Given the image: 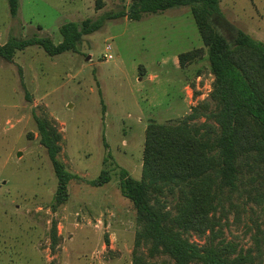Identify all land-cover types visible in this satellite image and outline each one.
Listing matches in <instances>:
<instances>
[{"label":"rangeland","instance_id":"rangeland-1","mask_svg":"<svg viewBox=\"0 0 264 264\" xmlns=\"http://www.w3.org/2000/svg\"><path fill=\"white\" fill-rule=\"evenodd\" d=\"M17 1L12 16L8 0H0V44L9 36L32 35L58 43L61 24L95 19L131 0ZM219 6L234 26L264 42V0H219ZM202 46L189 6H179L138 20H106L83 35L74 51L50 56L31 45L11 61L0 57V264H131L138 225L131 201L120 192L119 171L141 177L149 121L178 122L209 98L213 75L207 55L184 66L177 58ZM37 117L61 133L58 157L80 176L69 181L67 200L55 210L57 180L40 143ZM102 169L110 180L91 185L88 180ZM255 175L243 166L238 189L222 212L224 237L244 249L253 246L257 228L264 229L263 189L258 176L250 180ZM188 237L204 241L196 233ZM155 258L171 261L166 255Z\"/></svg>","mask_w":264,"mask_h":264},{"label":"trees","instance_id":"trees-1","mask_svg":"<svg viewBox=\"0 0 264 264\" xmlns=\"http://www.w3.org/2000/svg\"><path fill=\"white\" fill-rule=\"evenodd\" d=\"M8 2L15 16L18 1ZM179 6H189L203 46L179 53L178 62L184 66L207 55L213 80L209 98L178 122L146 124L139 179L125 169L119 171L120 192L131 201L138 225L131 264H264V229L259 226L252 235L253 246L244 249L224 237L226 221H222L224 201L238 189L244 165L256 171L250 180L259 177L263 189L259 198L264 197V42L228 21L219 0H131L127 7L95 19L61 24L58 43L48 36H9L0 44V57L11 61L17 50L31 45L50 56L74 51L83 35L98 30L106 20H138L145 13ZM211 104L213 109L206 111ZM201 117L205 120L196 123ZM36 121L57 180L51 205L55 210L67 200L69 181L80 176L67 170L58 157L61 133L45 118ZM109 180L108 171L102 169L88 182L100 186ZM171 199L175 202L170 206ZM190 233L204 241H191ZM50 238L54 249L55 224ZM160 255L171 261L155 258Z\"/></svg>","mask_w":264,"mask_h":264},{"label":"built area","instance_id":"built-area-1","mask_svg":"<svg viewBox=\"0 0 264 264\" xmlns=\"http://www.w3.org/2000/svg\"><path fill=\"white\" fill-rule=\"evenodd\" d=\"M110 48H111V45L107 44L106 45V53L104 55V59H106V60L112 59V54L110 52H108V50H110Z\"/></svg>","mask_w":264,"mask_h":264},{"label":"water","instance_id":"water-1","mask_svg":"<svg viewBox=\"0 0 264 264\" xmlns=\"http://www.w3.org/2000/svg\"><path fill=\"white\" fill-rule=\"evenodd\" d=\"M86 58L88 59L89 58V55Z\"/></svg>","mask_w":264,"mask_h":264}]
</instances>
